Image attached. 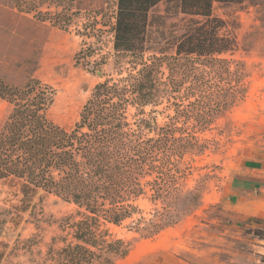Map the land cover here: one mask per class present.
Here are the masks:
<instances>
[{
    "label": "trees",
    "instance_id": "1",
    "mask_svg": "<svg viewBox=\"0 0 264 264\" xmlns=\"http://www.w3.org/2000/svg\"><path fill=\"white\" fill-rule=\"evenodd\" d=\"M74 1L0 0V5L52 27H74L82 38L76 62L92 71H100L107 59L99 46L104 32L110 35L107 53L112 57V72L92 87L69 130L47 118L51 86L29 79L18 87L0 76V99L11 106L0 125V184L18 189L21 211L30 209L34 221L35 206L25 202L39 192L74 206L60 219L41 264H113L127 254L130 243L115 237L111 226L130 220L131 229L151 236L182 214L169 205L149 219L133 218L139 211L134 199L144 193L140 179L149 171L156 174L155 197L175 194L170 185L163 187L170 181L164 178L173 177L165 159L178 156L182 146L166 126L157 127V139L146 137L150 124L145 107L166 100L180 114L184 111L176 100L183 92L185 98H194L187 105H200L205 116L219 110L227 101L208 102L213 86L206 79L226 74L229 82L218 93L238 92L239 86L230 85L223 55L235 52L239 44L227 21L213 14V3L252 8L261 19L264 0H109L101 9L83 12L74 8ZM160 3L163 13L151 16ZM177 15L179 22L167 21ZM129 108L135 109L131 116ZM1 214L0 226L5 221ZM33 241L27 238L23 245L29 248ZM3 253L0 249V261Z\"/></svg>",
    "mask_w": 264,
    "mask_h": 264
},
{
    "label": "rangeland",
    "instance_id": "2",
    "mask_svg": "<svg viewBox=\"0 0 264 264\" xmlns=\"http://www.w3.org/2000/svg\"><path fill=\"white\" fill-rule=\"evenodd\" d=\"M107 1L75 0L74 8L81 12L98 10L105 7ZM163 9L160 3L149 14L163 13ZM212 12L227 21L238 41L239 48L223 57L231 72L230 85L239 86V90L235 95L218 93V87L226 85L229 77L226 74L222 78L209 76L206 81L213 86V91L208 102L227 101L209 116L204 115L200 105H187L194 98H185L183 92L176 100L184 111L180 114H175L166 100L154 107H145L150 124L145 130L146 137L157 139V127L166 126L173 130L174 137L181 139L182 146L178 156H170L169 161L165 159L167 171L169 169L173 177H165L170 181H165L163 187L170 185V189H176L175 194L155 197L156 174L149 171L140 179L144 193L134 199L133 204L139 211L133 218L149 219L155 210L161 211L169 205L179 208L182 214L175 224L151 236L131 229L130 220L111 226L115 237L130 243L127 254L116 258L113 264H216V259L228 262L229 258L241 259L242 264H262L264 255L258 261L259 253L253 252L249 242L264 239V230L249 231L248 250L242 255L235 254L236 239L229 236L234 233L235 221L225 214L219 197L241 164L261 147L264 17L259 19L254 9H241L234 4L213 3ZM180 16L167 21L179 22ZM175 29L179 31L180 25ZM81 43L82 38L75 34L74 27L64 31L37 21L30 14L0 5V76L18 87L29 79L51 86L54 96L46 111L47 118L66 130L77 121L92 87L112 72V57L107 53L111 46L109 33L104 32L99 42L100 52L107 55L100 71L94 72L89 65L76 62L75 54ZM10 107L0 99V125ZM134 112L135 109H128L129 116ZM158 182L163 184L161 180ZM21 197L18 189L0 184V212L5 219L0 226V244L5 245H0L4 252L0 264H41L51 237L59 231L60 219L74 208L56 195L39 192L25 202L29 207L35 206L38 220L34 221L29 216L30 209L21 211ZM221 234L227 236L215 238ZM27 238L34 239L29 248L23 245Z\"/></svg>",
    "mask_w": 264,
    "mask_h": 264
},
{
    "label": "crops",
    "instance_id": "3",
    "mask_svg": "<svg viewBox=\"0 0 264 264\" xmlns=\"http://www.w3.org/2000/svg\"><path fill=\"white\" fill-rule=\"evenodd\" d=\"M225 214L235 221L232 234L236 239L235 254H245L249 231L257 229L264 222V145L241 164L239 170L230 178L219 197ZM224 234L215 238H223ZM244 244V245H243ZM253 252H258V261L264 255V239L249 242ZM211 249V248H210ZM241 260V259H240ZM216 259V264H242V261ZM262 261V260H261Z\"/></svg>",
    "mask_w": 264,
    "mask_h": 264
},
{
    "label": "built area",
    "instance_id": "4",
    "mask_svg": "<svg viewBox=\"0 0 264 264\" xmlns=\"http://www.w3.org/2000/svg\"><path fill=\"white\" fill-rule=\"evenodd\" d=\"M262 143L264 145V134L262 135ZM257 229H261V230H264V222L263 223H260L257 227Z\"/></svg>",
    "mask_w": 264,
    "mask_h": 264
}]
</instances>
